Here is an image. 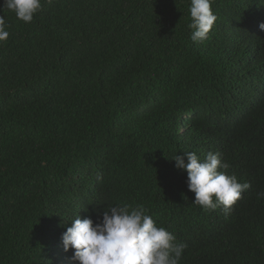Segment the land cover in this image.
<instances>
[{"label":"trees","instance_id":"16d2710c","mask_svg":"<svg viewBox=\"0 0 264 264\" xmlns=\"http://www.w3.org/2000/svg\"><path fill=\"white\" fill-rule=\"evenodd\" d=\"M41 3L25 23L0 0V264H79L65 220L125 204L177 233L180 264H264V5L213 0L194 42L191 0ZM190 151L250 184L229 211L192 203Z\"/></svg>","mask_w":264,"mask_h":264},{"label":"clouds","instance_id":"9594fccd","mask_svg":"<svg viewBox=\"0 0 264 264\" xmlns=\"http://www.w3.org/2000/svg\"><path fill=\"white\" fill-rule=\"evenodd\" d=\"M213 0H191L188 27L194 42L207 39L217 16ZM264 5V0H259ZM3 8L15 13L17 19L31 23L42 8L41 0H3ZM4 16H0V41L7 40L9 31ZM264 30V22L259 24ZM186 115V114H185ZM184 115V116H185ZM174 156L175 166L186 170L188 189L195 193L192 202L204 211L222 206L227 212L241 198L250 184L240 183L236 175L225 171L230 165L220 153L209 151L203 160L196 152ZM264 197V192L257 193ZM87 210V209H86ZM143 205L112 206L103 212L102 220L94 223L90 217L65 220L62 244L65 251L74 250L71 259L79 264H180L185 244L179 243L176 232L158 227ZM176 227L180 220L171 219ZM170 224V223H169Z\"/></svg>","mask_w":264,"mask_h":264}]
</instances>
